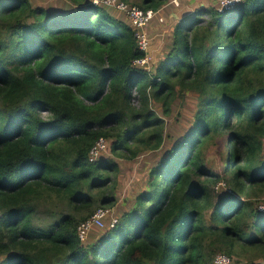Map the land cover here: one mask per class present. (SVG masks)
Instances as JSON below:
<instances>
[{"label":"trees","instance_id":"1","mask_svg":"<svg viewBox=\"0 0 264 264\" xmlns=\"http://www.w3.org/2000/svg\"><path fill=\"white\" fill-rule=\"evenodd\" d=\"M67 1L0 0V264H264V0L198 6L146 65L123 13ZM179 92L197 104L171 139ZM99 139L127 161L162 154L84 242L79 223L117 202L119 163L89 159Z\"/></svg>","mask_w":264,"mask_h":264},{"label":"rangeland","instance_id":"2","mask_svg":"<svg viewBox=\"0 0 264 264\" xmlns=\"http://www.w3.org/2000/svg\"><path fill=\"white\" fill-rule=\"evenodd\" d=\"M33 5L36 6H45V7H67L68 1L67 0H30ZM177 5L175 6L172 0H167L165 5L157 10H160V13H157L153 16V18L149 21L146 25V32L149 38V44L147 48V55L149 59V64L151 61L156 64L158 60L164 57V54L170 48V40H171V33L173 30L174 25L177 23L179 19H181L180 11H176V8L181 5L187 3L189 8L184 7V9L188 12L183 17L185 18L191 12H193L198 6L205 5L214 6L219 4V0H177ZM127 3V2H126ZM129 6H131L128 3ZM110 11L114 14L120 15L121 13L118 12L116 9L110 7ZM125 16V15H124ZM205 19L207 15H202ZM164 18V21L162 20ZM126 18V16H125ZM126 20H128L126 18ZM153 37V38H150ZM152 63V62H151ZM133 104H137V99H132ZM197 100L196 94L191 92H179L174 100L171 103V115L166 116L164 121L166 123L165 130L170 135L171 139H175L176 137L180 136L181 133L189 126L192 114L196 108ZM160 104H154V109L161 113ZM46 113H43L45 116ZM162 154L161 151L157 152H148L144 155L139 156L135 160L127 161L123 160L119 157H114L111 155L109 148L106 149L104 147L97 155L101 156L102 158H113L119 163L118 174H117V187H116V195H117V202L115 206L112 207H104L108 208L110 212H112L113 216L117 217L119 212V205L123 204L124 201L127 202L128 206H130L133 202L132 196L136 195L140 190H143L146 186L147 181V168L152 166L156 163V161L160 158ZM96 157V158H97ZM263 199H259V206L264 208V197ZM119 218V217H118ZM111 220V215H107L104 218V226L102 227H93L87 232V235L82 241L84 242H92L94 241L103 230L107 229L106 226H109V222ZM95 237V239H93ZM93 239V240H91ZM222 254V253H217ZM216 254V255H217ZM215 255V256H216ZM214 256V257H215ZM214 257L212 261L214 262ZM215 264V263H214ZM231 264V259H230ZM233 264H236L233 262Z\"/></svg>","mask_w":264,"mask_h":264},{"label":"built area","instance_id":"3","mask_svg":"<svg viewBox=\"0 0 264 264\" xmlns=\"http://www.w3.org/2000/svg\"><path fill=\"white\" fill-rule=\"evenodd\" d=\"M242 1L244 0H219V8L225 9ZM92 2L96 5H105L108 7H112L118 12L123 13L134 29L138 47L147 52L149 38L146 32V25L153 18V16L158 13L159 10H143L134 5L129 6L128 3L122 0H92ZM172 2L174 3V5H177L178 3L177 0H172ZM148 63L149 59L147 54L142 58L134 59L132 61L133 65H146ZM104 147L105 141L103 139H99L91 148L89 159L93 160L94 158H96L98 153ZM109 214L111 215V220L109 222V226L111 227L117 221V217L113 216L112 212H110L108 208L98 207L86 220L79 223V225L77 226L78 237L82 240L86 237L87 232L93 227L104 226V218ZM229 262V258L225 254H217L214 257L215 264H229Z\"/></svg>","mask_w":264,"mask_h":264},{"label":"crops","instance_id":"4","mask_svg":"<svg viewBox=\"0 0 264 264\" xmlns=\"http://www.w3.org/2000/svg\"><path fill=\"white\" fill-rule=\"evenodd\" d=\"M189 6L190 5H188L187 3H185V4L179 5L176 8V11H178V12L180 11V14H181V17L180 18H183L186 15V13L188 12L187 10H189V9H184V7L189 8ZM160 11H161V9L158 11V13H160ZM162 20L164 21V18L163 17H162ZM150 38H153V37H150Z\"/></svg>","mask_w":264,"mask_h":264},{"label":"bare ground","instance_id":"5","mask_svg":"<svg viewBox=\"0 0 264 264\" xmlns=\"http://www.w3.org/2000/svg\"><path fill=\"white\" fill-rule=\"evenodd\" d=\"M116 222H117V221H116ZM116 222H115V223H116Z\"/></svg>","mask_w":264,"mask_h":264},{"label":"clouds","instance_id":"6","mask_svg":"<svg viewBox=\"0 0 264 264\" xmlns=\"http://www.w3.org/2000/svg\"><path fill=\"white\" fill-rule=\"evenodd\" d=\"M237 4V3H236Z\"/></svg>","mask_w":264,"mask_h":264}]
</instances>
